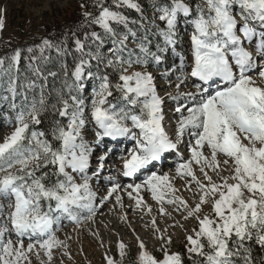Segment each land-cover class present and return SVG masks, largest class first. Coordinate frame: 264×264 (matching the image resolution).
Returning a JSON list of instances; mask_svg holds the SVG:
<instances>
[{
    "label": "snow or ice",
    "instance_id": "obj_1",
    "mask_svg": "<svg viewBox=\"0 0 264 264\" xmlns=\"http://www.w3.org/2000/svg\"><path fill=\"white\" fill-rule=\"evenodd\" d=\"M113 2L116 7H139L134 0ZM93 7L98 11L83 12L84 21L66 30L63 39L42 38L38 44L13 49L0 58V66L7 63L0 72L7 77L4 91L13 101L23 97L19 106L12 103L15 127L0 142V264H31L30 254L40 260L41 253L50 264L53 249L67 247L57 235L63 220L77 227L85 220L93 221L99 205L110 197L115 196L116 204L122 206L121 192L135 201L136 208H143L142 190L161 205V215H170L164 204L175 205L174 211L185 221H195L190 232L185 229L184 247L190 258L193 254L202 257L203 264H264V256L257 260L253 255L251 243L264 251V86L251 74L257 68L256 58L245 47V42H254L262 60L258 75L264 81V0H204V6H196L195 15L187 0H162L154 5L155 20L160 23L154 20L153 24L163 44L157 43L158 52L176 44L179 17H192L187 21L192 29L191 70L188 76L177 77L176 94L169 95L176 102L172 134L164 127V101L152 73L128 71L149 57L159 64L161 56L150 51L146 36L137 44L142 55L134 56L125 41L129 36L138 39L136 34L129 30L120 35L112 27L127 25V17L105 6L104 0H95ZM4 24L0 15V30ZM93 25L113 37V47L108 50L111 58L99 53L103 40L97 31L88 30ZM52 51L57 60L72 55L71 65L61 64L64 86L54 97L47 90V80L57 73L46 68ZM22 59L35 79L20 80ZM101 65L112 71L101 70ZM187 67L181 57L179 71ZM189 77L199 81L194 84L195 92L181 91ZM85 79L94 82L90 105L80 95ZM114 91L119 93L116 102L109 99ZM49 113L48 127L39 130ZM89 122L97 143L104 137L132 142L119 156V174L131 182L122 184L115 176L105 177L110 187L98 202L90 181L100 171L88 175L93 149L82 134ZM185 138L187 157L179 150ZM108 152L99 159L103 161ZM172 154L174 169L164 172L156 168ZM140 176L143 179L136 182ZM177 178L187 181L186 190L198 196V201L190 205L175 195ZM207 205L209 212L204 211ZM151 227L159 234L156 251L160 256L137 237L138 251L130 264H184L182 253L171 250L172 236L157 227L155 217ZM109 252L111 249L104 253V264H125L129 246L117 240L115 254Z\"/></svg>",
    "mask_w": 264,
    "mask_h": 264
},
{
    "label": "rangeland",
    "instance_id": "obj_2",
    "mask_svg": "<svg viewBox=\"0 0 264 264\" xmlns=\"http://www.w3.org/2000/svg\"><path fill=\"white\" fill-rule=\"evenodd\" d=\"M80 0H0V15L4 17V28L0 30V41L4 42L9 41L11 43H21L23 41L28 42L30 40L33 43H40L42 39V32L40 25L42 23L45 13H50L52 10L65 7L69 4L75 5ZM89 5L93 6L95 0H85ZM146 3V8L144 9L143 15L149 16L151 21L155 20L157 15L156 8L154 5L161 3L159 0H142ZM195 1V6L192 10V14L195 15L196 6H204V0H189ZM12 12H17V15H27L29 22L27 21V27L24 29V32H18L12 27V24L8 22L10 19V14ZM142 12L137 11L136 20L133 21L134 33L138 39H132L131 36L125 41L127 50L131 51L134 56L142 55L140 53L137 44L139 43L140 38L147 37V40L152 41L154 48L151 52L157 53L161 56V62L157 64L154 60L149 57V60L141 65H133L128 69L129 72L132 71H147L151 72L154 77V83L157 88V93L162 97L163 103V114H164V127L165 130L170 132L174 131L175 120L177 119L174 110L176 107V102L169 99V95L176 94L175 84L178 82V76H188L189 70H191V51H190V40L189 34L192 29L191 26L187 23L192 17H184L181 15L179 17V26L177 29L176 44L174 46H169L164 48L163 52L157 51V43L161 44L159 37L157 36L156 28L154 24H149L145 19L140 17ZM239 19V17H237ZM22 18H18L16 23H18ZM155 22H159L155 20ZM160 23V22H159ZM128 31L119 30L118 34L123 35ZM22 33V34H21ZM106 42H103L102 48L99 51L101 55L109 56L108 50L113 47V39L105 37ZM146 40V41H147ZM245 47L252 52L253 56L256 58L257 68L251 74L256 80L259 75V67L262 62L261 58L256 55L255 44L248 45L245 42ZM125 56L128 55L126 51ZM185 58V63L187 68L184 72L179 71L180 58ZM109 58H111L109 56ZM93 70L95 71V62H93ZM101 70L111 72L112 69H104L101 65ZM165 73H167V78H165ZM113 80L116 79V76L113 75ZM7 80L6 76L0 75V142H2L5 135L9 134L15 127L14 117L15 111L12 108V103H16L18 106L21 104L23 99L22 96H17L15 101L12 100L11 96L4 91L5 84ZM169 81H171V86H169ZM197 82L193 78H188L185 84L181 87V91L195 92L196 89L194 84ZM256 83L260 86H264V81H257ZM93 86L94 82L90 79H85L84 89L81 90L80 95L85 101L86 105L91 104V99L93 95ZM38 92L39 89H36ZM114 92L113 97L109 99L112 102L115 101L117 95ZM8 96V99L5 100L4 97ZM31 94L29 93V99ZM90 119V117H89ZM11 121V123H9ZM169 130H168V129ZM171 130V131H170ZM84 139L90 144L93 149L92 156L90 158V168L88 175L92 176L93 172L99 169L100 175L98 178H93L90 181L94 191H97V202L100 197L107 195V189L110 187V183L105 181V177L115 176L117 180L126 184L131 182L129 178L120 176V160L119 156L121 155V149L125 147H131L132 142H125L123 138L120 140H112L108 137H104L98 143L96 142L95 129L91 122L83 130ZM173 139L175 137L173 136ZM187 143V138L182 141L179 146L180 152L187 157V151L185 144ZM112 149L111 152H108V149ZM106 152L108 155L103 161L99 158L103 156ZM175 160V154L168 155L161 163L156 164V168L161 169L164 172H168L170 169H174L173 161ZM156 170V169H153ZM213 176V179L216 180L217 177ZM196 175L203 179L199 170L196 169ZM143 179V176L136 182H140ZM174 186L178 190L175 195L183 197L191 205L194 201H198V196L194 197L192 191L186 190L187 181L184 179H175ZM193 191L195 187L193 186ZM122 196V206L117 205L115 201V196L110 197L108 200H105L103 204L99 205L98 214L105 213L101 219H97L96 216L93 221H83L79 227L74 225L68 220H63L61 224L60 231L57 233L60 240L64 241L67 247H60L53 249V257L50 264H104L103 256L106 251L111 249L109 254H115V245L117 240H123L129 246V254H133L135 259L136 253L138 251L136 247V238L139 237L143 240L149 251L153 252L154 255L160 256V253L156 251L159 248L160 241L157 239L159 234H154L151 227V220L153 217L156 218L157 227L164 231L166 236H172V251H179L181 247L185 248L186 243L184 237L186 235L185 229H188L189 232L195 226V221L189 219L185 221L179 212L174 211L175 205L164 204V209L170 214L169 216L161 215L159 209L161 207L156 201L151 197V194L147 191L142 190L140 195L144 198L145 207L136 208L135 201L128 198L127 193L121 192ZM135 195V193L133 194ZM7 205V202H5ZM151 208V212H148V208ZM123 211V213H122ZM204 211H210V205L204 206ZM121 216L126 217L123 220L124 228L127 232H123V228L118 224L114 226H109L114 217H118L121 220ZM179 222L176 227H171V225ZM184 225V228H181L179 225ZM133 229L135 231L133 232ZM101 241L104 243V247H101ZM27 240H25V246L27 245ZM186 250V249H185ZM119 258L118 256L116 257ZM31 264H40V260L44 261V264H49L47 258L41 253L40 260H37L34 254H30Z\"/></svg>",
    "mask_w": 264,
    "mask_h": 264
},
{
    "label": "trees",
    "instance_id": "obj_3",
    "mask_svg": "<svg viewBox=\"0 0 264 264\" xmlns=\"http://www.w3.org/2000/svg\"><path fill=\"white\" fill-rule=\"evenodd\" d=\"M159 1L162 2V0H159ZM134 2L139 6L138 9H132L125 5L116 7L113 0H104L105 6H110L112 10L119 11L122 15H124L128 19L127 25H124V24H113L112 25V27L115 29L117 33L121 29L126 30V31L131 30L132 32H134V28L132 25L134 23L133 21L136 20L138 10L142 12L140 17L145 19L149 24L150 23L153 24L149 16L147 17L143 15L144 9L146 8V3H144L142 0H134ZM187 3H189L191 9L193 10L195 6V1L187 0ZM81 4H84L85 7L82 8ZM86 11L93 12L95 14L98 11V9L89 5V3H87L85 0H80L75 5L69 4L65 7L54 9L48 14L45 13L44 16H42L43 20L40 25L41 32H42L41 33L42 38H48L54 41H59L63 39V34L65 33L66 30L75 28L77 25L81 24L84 21L83 12H86ZM9 16H10V19L8 20V22L12 24V27L18 32H24L23 30L26 29L27 21L29 20L28 16L24 14L18 16L17 12H12ZM18 18H22V20L16 23ZM155 23L159 24V22H155ZM88 30L97 31L102 36L103 42H106L104 40L105 37L113 39V37H111L110 35L104 34L103 30L95 25L91 26ZM80 35L82 37L83 32H81ZM103 42L100 44L99 51L102 48L101 46ZM35 44L36 43H33L30 40H28V42L26 43L25 41H23L18 44L11 43L9 41L4 42V40H2L0 41V58H3L6 55L10 54L13 49H16V48L25 49ZM69 44H71L70 40H69ZM146 44H147V47L150 49V51L154 48L152 41L147 40ZM51 56H52V60L51 62L46 64V68L50 69L54 73H57V76L48 77L47 90L54 97L56 92H58L64 86V76L61 71V64L68 63L69 65H71L72 55H69L66 58H63L61 60H57L56 53L52 51ZM5 68H7V63L0 66V72H2L3 69ZM13 72L17 73V69H13ZM18 75L21 81H23L25 77H30V78L35 79L34 77H32L31 70L28 67L27 61L23 59L21 60L20 65L18 66ZM40 83H44V82L41 80ZM115 94L117 96L119 95V93H115ZM51 119H52V116H51V113H49L48 116L45 118V123L39 126V130H44L45 128H47ZM251 243H252L253 255L257 258V260H259L262 256H264V251L261 250L258 244H255L254 242H251ZM179 252L182 253L184 264H203L202 257L196 256L195 254H193L190 258L185 248L181 247ZM133 260H134L133 254L130 253L129 256L125 259V264H130V262Z\"/></svg>",
    "mask_w": 264,
    "mask_h": 264
},
{
    "label": "bare ground",
    "instance_id": "obj_4",
    "mask_svg": "<svg viewBox=\"0 0 264 264\" xmlns=\"http://www.w3.org/2000/svg\"><path fill=\"white\" fill-rule=\"evenodd\" d=\"M261 65V64H260ZM258 82L259 81H262L259 77L256 79ZM168 129V128H167ZM169 130V129H168ZM171 131V130H170ZM170 133V132H169ZM110 139V138H109ZM182 154V153H181ZM122 213H123V211H122ZM105 213H101V214H98L97 213V215H96V218L97 219H101L102 218V216L104 215ZM115 218V220H113L112 222H111V224H109V226H114L115 224H118L120 227H122L123 228V231L121 232V233H123V232H127V230L124 228V224H123V220H120V219H118V217H114Z\"/></svg>",
    "mask_w": 264,
    "mask_h": 264
}]
</instances>
